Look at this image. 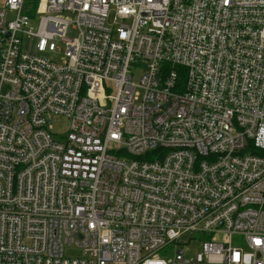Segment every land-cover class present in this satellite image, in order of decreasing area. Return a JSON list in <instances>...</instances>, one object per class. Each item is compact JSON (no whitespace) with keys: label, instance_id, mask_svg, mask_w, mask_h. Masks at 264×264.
Masks as SVG:
<instances>
[{"label":"built area","instance_id":"obj_1","mask_svg":"<svg viewBox=\"0 0 264 264\" xmlns=\"http://www.w3.org/2000/svg\"><path fill=\"white\" fill-rule=\"evenodd\" d=\"M0 264H264V0H0Z\"/></svg>","mask_w":264,"mask_h":264},{"label":"rangeland","instance_id":"obj_2","mask_svg":"<svg viewBox=\"0 0 264 264\" xmlns=\"http://www.w3.org/2000/svg\"><path fill=\"white\" fill-rule=\"evenodd\" d=\"M142 74V69H138L133 71V80L135 82H139ZM69 129V120L66 118H60V120L55 124V131L60 134H65ZM66 254L69 256H78L81 254L80 249H76L75 247H67Z\"/></svg>","mask_w":264,"mask_h":264}]
</instances>
